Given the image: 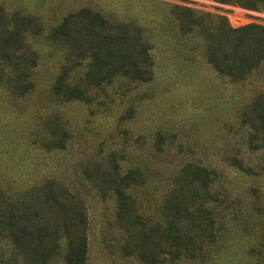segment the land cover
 <instances>
[{
	"label": "rangeland",
	"instance_id": "1",
	"mask_svg": "<svg viewBox=\"0 0 264 264\" xmlns=\"http://www.w3.org/2000/svg\"><path fill=\"white\" fill-rule=\"evenodd\" d=\"M176 5L223 15L234 27L264 24L263 11L216 0H0L7 15L31 16L40 26L26 36L37 55L26 81L24 53L21 71L0 59V190L14 200L52 179L77 195L88 219L85 264H146L124 250L130 233L117 217L116 188L158 227L154 264H264V136L246 123L252 100L264 102V66L241 81L217 73L203 55L198 29L177 30ZM80 8L140 28L153 59L150 81L117 74L86 85L90 59L79 62L47 39ZM62 65L84 98L54 94ZM201 168L208 173H198ZM128 171L133 178L122 180ZM184 177H203L193 184L199 195L193 206L209 212L214 223L206 233L215 238L203 240L194 258L176 259L159 236L171 217L168 200L187 193ZM1 244L0 264H14L5 258L7 239ZM65 248L61 239L50 264H65Z\"/></svg>",
	"mask_w": 264,
	"mask_h": 264
},
{
	"label": "trees",
	"instance_id": "2",
	"mask_svg": "<svg viewBox=\"0 0 264 264\" xmlns=\"http://www.w3.org/2000/svg\"><path fill=\"white\" fill-rule=\"evenodd\" d=\"M216 1L264 12V0ZM175 7L178 10L177 30L186 35L198 29L203 41V55L217 73L241 81L264 66V24L252 22L234 27L223 15L198 12L186 6ZM39 31L40 26L34 23L31 16L7 15L0 6V59L16 71H21L19 65L24 53L25 81L37 63V55L27 45L26 36ZM47 39L59 44V48L79 62L85 58L90 59L83 77L88 86L110 82L117 74L132 82H148L152 79L150 44L137 26L113 24L97 12L80 8L68 13L53 26ZM66 59L71 60L69 57ZM69 68L61 66L53 92L66 100L82 99L85 90L68 81ZM30 87L31 83L27 81L24 92ZM260 97L248 105L250 116L246 123L250 129L264 136V102H259ZM197 172L207 174L208 170L201 168ZM132 173L128 171L122 180L133 178ZM202 178L184 177L183 181L188 183L187 193L183 196L174 194L168 200L171 217L159 238L163 236L169 242L172 258H194L203 240L208 238L209 243L214 242L215 236L206 233L207 227L214 220L207 210L193 206V202L199 198L193 184ZM115 193L119 203L117 217L125 224V231L130 233L128 245L124 247L126 254H135L146 264L156 263L154 247L157 244H154L153 237L159 231L158 227L146 223L136 214L134 206L128 205L126 195L119 188L115 189ZM185 220H189L190 228L184 223L179 225ZM87 227L83 201L52 179L30 187L24 195L14 200L0 190V258L3 252L2 240L7 239L11 251L5 256L6 261L10 260L14 264L17 261L21 264H50L60 251L61 239H65V264H85Z\"/></svg>",
	"mask_w": 264,
	"mask_h": 264
}]
</instances>
